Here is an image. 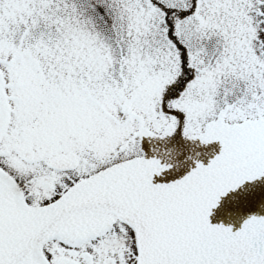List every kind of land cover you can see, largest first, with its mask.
Instances as JSON below:
<instances>
[{
    "label": "snow or ice",
    "instance_id": "6c2138e0",
    "mask_svg": "<svg viewBox=\"0 0 264 264\" xmlns=\"http://www.w3.org/2000/svg\"><path fill=\"white\" fill-rule=\"evenodd\" d=\"M0 264H264V0H0Z\"/></svg>",
    "mask_w": 264,
    "mask_h": 264
}]
</instances>
